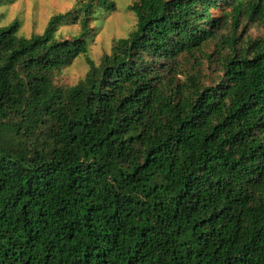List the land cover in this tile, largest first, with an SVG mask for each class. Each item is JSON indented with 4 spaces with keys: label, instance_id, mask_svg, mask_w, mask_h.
I'll list each match as a JSON object with an SVG mask.
<instances>
[{
    "label": "trees",
    "instance_id": "obj_1",
    "mask_svg": "<svg viewBox=\"0 0 264 264\" xmlns=\"http://www.w3.org/2000/svg\"><path fill=\"white\" fill-rule=\"evenodd\" d=\"M127 8L133 29L71 86L113 0L29 37L0 24V264H264V33L236 36L264 28V0ZM210 45L212 73L178 78Z\"/></svg>",
    "mask_w": 264,
    "mask_h": 264
},
{
    "label": "rangeland",
    "instance_id": "obj_2",
    "mask_svg": "<svg viewBox=\"0 0 264 264\" xmlns=\"http://www.w3.org/2000/svg\"><path fill=\"white\" fill-rule=\"evenodd\" d=\"M78 0H14L0 4V24L6 25L13 20L20 23L19 34L29 37L32 34L42 33L49 18L55 14H62L72 11ZM132 0H113L114 9L105 11L96 21H90L92 36L88 41L87 52L73 60L66 68L62 69L57 76V83L63 85H74L81 79L88 70L87 58L95 64L100 62V58L105 53H110L112 43L115 39L125 37L135 25L134 14L128 10L127 6ZM212 15L217 14L213 9ZM230 30L233 24L228 22ZM80 25L78 18L62 23L58 27V33L69 38L79 32ZM264 33V28L258 22H247L246 19L240 21L236 27V36L246 38L247 36L256 37ZM212 52V46L205 48L203 52L196 53L195 57L186 60L181 57L179 64L181 73L178 78L190 75L195 69L208 74L214 68L215 56L209 60L207 55ZM197 58V59H195ZM193 65V67H192Z\"/></svg>",
    "mask_w": 264,
    "mask_h": 264
}]
</instances>
